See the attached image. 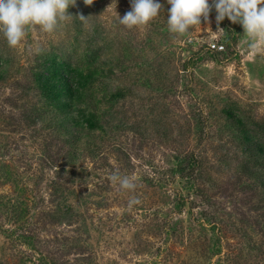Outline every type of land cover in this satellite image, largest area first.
<instances>
[{
  "label": "rangeland",
  "instance_id": "374dc122",
  "mask_svg": "<svg viewBox=\"0 0 264 264\" xmlns=\"http://www.w3.org/2000/svg\"><path fill=\"white\" fill-rule=\"evenodd\" d=\"M94 1L96 41L72 52L83 62L96 52L104 70L74 99L82 142L51 166L55 134L28 126L25 108L15 129L0 117V264H264V192L241 168L264 170V41L253 51L227 18L216 32L215 10L177 38L167 0L127 30L117 14L130 0ZM66 24L49 39L67 40ZM30 33L31 45L49 36ZM189 158L199 168L187 176ZM116 171L136 188L113 183Z\"/></svg>",
  "mask_w": 264,
  "mask_h": 264
},
{
  "label": "trees",
  "instance_id": "16d2710c",
  "mask_svg": "<svg viewBox=\"0 0 264 264\" xmlns=\"http://www.w3.org/2000/svg\"><path fill=\"white\" fill-rule=\"evenodd\" d=\"M111 1L125 4L128 0ZM95 4L94 1L93 5L89 6L76 0V5L68 9L73 19L67 22L66 30H63L67 40L53 42L49 39L52 33L39 44L31 45L28 42H22L17 48L12 49L7 46L5 38L0 34V92L10 90L7 98L4 97L0 101V117L6 119L15 129L20 123L15 120L13 112L25 108L21 111L25 113L28 126L43 124L52 134H55L59 149L53 150V144L50 143L52 146L49 145L44 156V162L49 161L51 166L58 159L66 158L69 150L67 147H77L82 142V135L73 130L81 128L79 116L76 118L74 115V105L78 103L74 99L77 94L82 93L84 83H90V78L100 76V73L104 72L95 59L96 52L92 53L94 55H91V60L83 62L81 58L80 60L76 58L73 61L72 52L75 50V43H79L80 46L92 45L96 41L95 35L100 24L95 22L99 17L93 8ZM79 14L88 17L87 25L78 19ZM90 21H94V24L91 25ZM29 34L26 37H29ZM69 40H73L72 43ZM87 49L88 47L84 50ZM32 93L36 101H31ZM117 93L120 94V92ZM83 120L88 129H95L98 125L93 112L87 114ZM189 161L187 176L197 173L199 168V162L196 163L195 158L192 160L189 158ZM258 161L262 169L264 157ZM241 166L242 173L248 178L257 179L260 189L264 192V170H252L244 164ZM21 238L26 241L27 237L21 236Z\"/></svg>",
  "mask_w": 264,
  "mask_h": 264
},
{
  "label": "clouds",
  "instance_id": "9594fccd",
  "mask_svg": "<svg viewBox=\"0 0 264 264\" xmlns=\"http://www.w3.org/2000/svg\"><path fill=\"white\" fill-rule=\"evenodd\" d=\"M94 0H84L92 5ZM168 30L175 37L189 34L202 22L210 23V14L215 10L216 32H223L219 25L227 18L233 24H239L252 43L253 51L257 41H264V0H167ZM76 5V0H0V34L9 48H17L33 29L46 34L56 32L63 24L70 22L73 15L68 12ZM131 8L122 17L117 14L118 22L127 30L143 29L158 17L163 5L159 0H130ZM85 25L88 17L78 15ZM113 183H119L122 189L134 190V178L121 176L118 171L110 176ZM139 203L130 200L129 205Z\"/></svg>",
  "mask_w": 264,
  "mask_h": 264
},
{
  "label": "built area",
  "instance_id": "2783aa9c",
  "mask_svg": "<svg viewBox=\"0 0 264 264\" xmlns=\"http://www.w3.org/2000/svg\"><path fill=\"white\" fill-rule=\"evenodd\" d=\"M212 47L213 50L219 52V51H222L224 49V46L222 44H211L210 45Z\"/></svg>",
  "mask_w": 264,
  "mask_h": 264
}]
</instances>
